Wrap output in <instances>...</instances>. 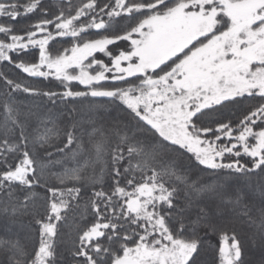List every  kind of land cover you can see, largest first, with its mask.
Segmentation results:
<instances>
[{
    "label": "snow or ice",
    "instance_id": "1",
    "mask_svg": "<svg viewBox=\"0 0 264 264\" xmlns=\"http://www.w3.org/2000/svg\"><path fill=\"white\" fill-rule=\"evenodd\" d=\"M53 7L0 0V18L9 21L0 24V64L62 86L42 89L0 71L9 90L0 101V221L34 215L39 228L31 253L18 239L0 238V264H56L58 222L73 210L85 225L70 249L76 264H198L205 238L216 234V264H244V244L221 223L233 216L256 229L251 239L264 248V0H87L74 9L59 0ZM37 12L41 18L27 28L12 23ZM119 21L126 23L114 26ZM91 30L98 38H85ZM67 37L71 46L51 55L50 41ZM74 81L84 90L74 91ZM21 92L41 103L22 112L15 99ZM89 97L122 106L128 119L93 123L78 135L75 107L59 117L41 111ZM244 101L257 103L238 123L217 118L215 128L205 126L208 113L219 116ZM61 135L62 146L54 143ZM55 165L63 166L53 171ZM193 167L207 172L208 182L192 179ZM35 189L44 192L43 214L36 213Z\"/></svg>",
    "mask_w": 264,
    "mask_h": 264
},
{
    "label": "trees",
    "instance_id": "2",
    "mask_svg": "<svg viewBox=\"0 0 264 264\" xmlns=\"http://www.w3.org/2000/svg\"><path fill=\"white\" fill-rule=\"evenodd\" d=\"M21 4L25 3L26 0H20ZM73 9L78 7L81 3L87 2V0H71ZM108 0H99L101 6L104 3H107ZM59 0H43V7L50 8L55 11L54 5H57ZM22 11V9H21ZM41 18L39 12L30 15H21L16 21L12 22L15 24L17 30L22 28H27L29 25L35 23L37 19ZM90 19V17H89ZM107 20V17H104ZM118 19V18H117ZM9 21L7 18H0V24H6ZM81 22H86L83 20ZM126 21H119L118 24L114 22V26H121ZM96 30H91L89 36L85 38H98L95 36ZM101 35L108 34L107 32L101 31ZM2 38V37H0ZM72 40L70 37L67 38H56L54 41H50L49 43V52L51 55L55 56L63 52V50L67 47H70ZM129 42H118V48H126ZM111 51H116V48L109 46ZM14 55V54H13ZM97 59L104 60L105 63H110L108 58L104 56L102 53L94 54ZM31 62H35L36 57H38V49L30 50ZM0 71L8 74L10 79H14L18 82L31 83L34 87H40L42 89H51L53 91H61L62 86H60L59 81L55 80H42L40 78H29L26 74L19 72L14 69L11 65L6 63L0 64ZM108 86H111V82H106ZM71 87L74 91H83V86L79 85L78 82H72ZM9 90L3 83L0 81V101L4 98V95ZM15 99L18 104L21 106L22 112H27L28 108L36 103H41L40 101L29 97L24 93H16ZM255 104L257 101H244L242 105L230 106L222 110V114L217 113H208L202 119L205 122V126H210L212 128L216 127L215 123H211L212 120L217 118L221 119L223 122L232 121L233 124L238 123L239 119L242 118V113L244 109L249 104ZM91 105V107H89ZM75 107L76 112L73 114V121L78 125L77 134L80 135L81 131L87 132L91 129V127H107L112 121L116 119L126 121L128 119L125 112L120 108L116 107V105L110 103L107 98H77L74 101H69L67 105L57 104L56 108H52L51 104L48 105L47 109H41V111L51 110L53 115L59 117L60 113L65 110V108ZM23 118V117H22ZM2 119V117H0ZM37 126V120L35 117L31 118L29 121V127L27 129L26 134L31 137L35 134L33 129ZM57 126L63 129L66 126V121L63 119L57 120ZM43 131V128L40 129ZM64 140L63 135L56 137L54 143L62 146L61 142ZM85 146L90 148L91 145L88 144V138L85 135ZM48 151H53V149L49 148ZM15 156L10 157V160H14ZM52 160L61 159L59 155H53ZM83 160V157H81ZM69 167L72 166L71 161L66 162ZM63 165H55L53 167V171L61 170ZM192 179L200 178L203 182H208V173L200 172L195 167L192 168L190 172ZM44 180H47L49 183H53L52 179L45 174L43 177ZM106 182L110 183L107 180ZM69 187L73 185L69 184ZM78 186V185H77ZM35 191L40 193L41 199L38 201L36 206V213L43 214L45 211L46 202L42 199L44 192L42 189H35ZM91 192V188L86 187L85 192L82 196L81 203L88 198L89 193ZM253 196L249 195V200L251 201ZM256 206H260V194L257 192L254 196ZM255 211L253 215H255ZM59 223V235L56 237L57 250L58 255L56 257V264H76L70 255V249L72 248V243L76 238L78 230H83L85 227L84 223L81 220V217L77 215L76 210L70 211L67 213V219L58 222ZM221 223L224 225L223 230L227 232V234L231 237L233 232L241 239L244 244V264H261V261L264 260V248H262L259 243H253L251 237L252 234L256 231L255 228L250 227L247 223V220L243 217H229L225 220H222ZM0 238L4 239H18L22 246L28 252H32L34 248L38 246L39 243V228L35 224L34 215H25L17 218L15 223H6L0 221ZM219 234L210 236L205 238V247L201 249L199 256H197L198 264H216L217 253L219 248Z\"/></svg>",
    "mask_w": 264,
    "mask_h": 264
},
{
    "label": "rangeland",
    "instance_id": "3",
    "mask_svg": "<svg viewBox=\"0 0 264 264\" xmlns=\"http://www.w3.org/2000/svg\"><path fill=\"white\" fill-rule=\"evenodd\" d=\"M96 70H99V69H96ZM75 82V81H74Z\"/></svg>",
    "mask_w": 264,
    "mask_h": 264
}]
</instances>
